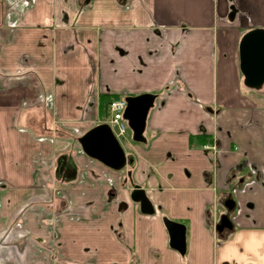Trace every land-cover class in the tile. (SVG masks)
<instances>
[{"label": "crops", "instance_id": "obj_1", "mask_svg": "<svg viewBox=\"0 0 264 264\" xmlns=\"http://www.w3.org/2000/svg\"><path fill=\"white\" fill-rule=\"evenodd\" d=\"M254 29L264 0H0V238L19 222L29 237L23 253L3 245L0 264H237L228 233L264 231V90L244 87L238 58ZM144 94L157 98L147 143L124 149L133 167L81 152L100 96ZM68 149L78 176L55 187L65 214L27 210L53 227L31 234L22 209L45 198ZM133 186L153 215L130 201ZM222 216L231 228L218 240ZM163 219L184 226V255Z\"/></svg>", "mask_w": 264, "mask_h": 264}, {"label": "water", "instance_id": "obj_2", "mask_svg": "<svg viewBox=\"0 0 264 264\" xmlns=\"http://www.w3.org/2000/svg\"><path fill=\"white\" fill-rule=\"evenodd\" d=\"M239 71L243 77L244 87L250 90H259L264 84V30L254 29L244 34L238 46ZM126 108L123 119L131 132L132 141L139 144H146L144 137L146 118L152 109L155 96L144 94L130 97L125 100ZM81 152L104 167L114 172L122 171L126 165L133 167L132 156L126 157L118 140L113 135L107 124L97 125L85 132L77 139ZM66 155L56 158V173H62ZM62 162H59V161ZM59 163V164H58ZM61 163V164H60ZM68 164L74 170L73 175L63 182V185H72L77 181L78 169L72 155L68 158ZM59 175V174H58ZM57 175V176H58ZM133 204L138 205L143 215H153L154 209L145 195V191L138 186H133L129 194ZM65 214L62 212L61 215ZM164 226L169 236V247L180 255L185 253V228L184 226L163 219ZM230 229L231 225L226 218H222L217 232L222 229Z\"/></svg>", "mask_w": 264, "mask_h": 264}, {"label": "flooded vegetation", "instance_id": "obj_3", "mask_svg": "<svg viewBox=\"0 0 264 264\" xmlns=\"http://www.w3.org/2000/svg\"><path fill=\"white\" fill-rule=\"evenodd\" d=\"M264 90V84L262 85V87L259 89V90ZM127 98H130V97H127ZM127 98H118V99H122V100H126ZM156 99V97H155ZM117 100V99H116ZM126 103V102H125ZM126 108V107H125ZM108 112V110H107ZM148 116V115H147ZM108 119V118H107ZM106 121L105 120L104 122L100 123L99 120H98V124H96L95 126L97 125H101V124H106ZM146 121H147V118H146ZM94 126V127H95ZM126 126H127V123H126ZM145 128H146V125H145ZM111 129V128H110ZM112 131V130H111ZM130 130L128 129L127 127V131H126V134L129 132ZM113 133V131H112ZM131 134V132H129ZM114 135V133H113ZM144 135V134H143ZM115 136V135H114ZM145 137V136H144ZM116 138V137H115ZM117 139V138H116ZM130 139L132 140L131 136H130ZM146 139V138H145ZM118 142L120 139H117ZM133 142V141H131ZM134 144H139V143H135L133 142ZM146 143H147V140H146ZM120 144V142H119ZM141 145H145V144H141ZM204 145H209L211 147H214L215 148V153H211V155L213 157H215V155L217 154V149H216V145L213 143L211 144L210 142H205L202 147ZM121 146V145H120ZM122 148V147H121ZM124 151V149H122ZM207 152V151H205ZM125 153V151H124ZM71 154V151L70 149L66 150L63 154L61 155H66L67 158L66 160H64V164H61L63 165V170H62V173H60V171L58 170V172L56 173V162L54 161V167L53 169L51 170V182L53 183V187H49L46 191H45V198L44 199H41V197L39 198V196H35L33 198H31L24 206V208L22 209V212L24 211H37V210H41L44 214H49L51 216V214L54 216L56 215V213L60 212V211H63V209L65 208L64 207V202L61 200V201H56V198H55V195H56V191H55V187L58 188V186L62 185V183L70 178L73 173H74V170L71 166H69L68 164V158ZM60 155V156H61ZM125 156L126 157H129V156H132L130 154H126L125 153ZM59 157V156H58ZM133 157V156H132ZM56 160V159H55ZM59 162H62L61 160ZM245 163V169L247 170L248 172V177L244 182L245 183H250L251 180H253V178H255L256 176V170L253 166H251L250 164H248L247 162H244ZM59 164V163H58ZM126 167H129L128 165L125 166ZM59 174V175H58ZM58 175V176H57ZM245 183H243L241 186H243ZM132 190V188H131ZM231 190L235 191L236 189L235 188H231ZM131 192V191H130ZM114 192L113 194H111V197H114ZM61 213V212H60ZM222 218H226L229 222V219L227 216H222L217 224V226L220 225V222H221V219ZM45 218H43L44 220ZM45 221V220H44ZM17 223V220L16 222ZM52 223V221H51ZM230 223V222H229ZM17 225V224H16ZM15 226V225H14ZM12 227V226H11ZM217 228V227H216ZM8 229V232H6V234L4 235L3 238H0V254H1V250L4 248V247H7V248H16L17 251L20 253H23V252H26V249H27V243H26V239H24L25 237L23 236V232L21 230V227H20V222L19 224L17 225V229ZM225 229V228H224ZM222 229V230H224ZM217 231V229H216ZM220 233V232H218ZM24 237V238H23ZM4 245V247H3Z\"/></svg>", "mask_w": 264, "mask_h": 264}, {"label": "clouds", "instance_id": "obj_4", "mask_svg": "<svg viewBox=\"0 0 264 264\" xmlns=\"http://www.w3.org/2000/svg\"><path fill=\"white\" fill-rule=\"evenodd\" d=\"M224 245L231 251L237 264H264V231L228 233ZM241 247L243 253L239 251Z\"/></svg>", "mask_w": 264, "mask_h": 264}, {"label": "built area", "instance_id": "obj_5", "mask_svg": "<svg viewBox=\"0 0 264 264\" xmlns=\"http://www.w3.org/2000/svg\"><path fill=\"white\" fill-rule=\"evenodd\" d=\"M126 103L122 99L113 100L108 106V119L106 124L111 128L115 137L120 139L126 135L127 126L123 119ZM204 151L215 153V148L209 145L202 147Z\"/></svg>", "mask_w": 264, "mask_h": 264}, {"label": "rangeland", "instance_id": "obj_6", "mask_svg": "<svg viewBox=\"0 0 264 264\" xmlns=\"http://www.w3.org/2000/svg\"><path fill=\"white\" fill-rule=\"evenodd\" d=\"M128 135L129 134H126L124 137L120 138V140H119L122 149H126V147L128 146V144L131 143V140L129 139V136ZM136 146H139V145L136 144ZM26 214H27V216H29V220H28V225L29 226H28V229H29V231H30L31 234H34V235H37V236H40V237H44L46 234H48V231L49 230H52L53 227L51 225L47 226V224H44V223H41V225H40L39 221L36 218V216H37L36 214L37 213L27 212ZM1 227H3V226H1ZM46 227L48 228V230H46ZM28 241H29V237L27 236L26 243Z\"/></svg>", "mask_w": 264, "mask_h": 264}, {"label": "trees", "instance_id": "obj_7", "mask_svg": "<svg viewBox=\"0 0 264 264\" xmlns=\"http://www.w3.org/2000/svg\"><path fill=\"white\" fill-rule=\"evenodd\" d=\"M155 97L157 98V96H155ZM116 99H118L117 96H111V95H103V96L99 97L97 117H98V120L100 123L107 120V118H108V112H107L108 106L113 100H116ZM198 138H200V137H198ZM201 139H203V138H201ZM201 143L204 144L205 140H202ZM243 164L245 165V163H243ZM225 200L227 201V203L230 202V200H231L230 194L226 196ZM216 238L218 240H224V237L221 235V233H218V232L216 233Z\"/></svg>", "mask_w": 264, "mask_h": 264}]
</instances>
